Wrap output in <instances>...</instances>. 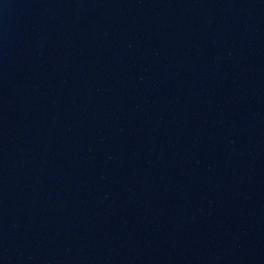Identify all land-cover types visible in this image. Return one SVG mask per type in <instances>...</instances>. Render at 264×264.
<instances>
[{"label":"water","instance_id":"95a60500","mask_svg":"<svg viewBox=\"0 0 264 264\" xmlns=\"http://www.w3.org/2000/svg\"><path fill=\"white\" fill-rule=\"evenodd\" d=\"M0 264H264V0H0Z\"/></svg>","mask_w":264,"mask_h":264}]
</instances>
